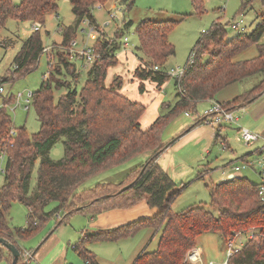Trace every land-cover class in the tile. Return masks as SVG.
<instances>
[{
	"label": "trees",
	"instance_id": "obj_1",
	"mask_svg": "<svg viewBox=\"0 0 264 264\" xmlns=\"http://www.w3.org/2000/svg\"><path fill=\"white\" fill-rule=\"evenodd\" d=\"M108 0H69L76 16L75 24L62 29V45L69 47L76 38L83 20L97 25L93 8L105 5ZM133 5L134 0H121ZM196 13L202 12V0H192ZM249 6L243 1L242 9ZM58 0H0V29L8 19L45 23L46 16L58 11ZM255 29L228 37L227 24L216 20L211 28L202 33L191 53L193 63L186 64L183 76L175 80L179 100L175 105L165 104L166 112L160 114L143 129L141 118L146 106L126 97L119 91L120 78L106 85L108 70L117 63V52L122 47L117 32L112 40L97 41L95 50L100 59L94 61L85 85L81 90L72 87L71 75L76 84L80 73L70 51L60 50L54 56L55 65L49 61V77L33 93L32 105L41 123L38 132L28 134L25 126L18 127V135L10 136L12 118L7 104L15 101L13 94L5 97L8 102L0 107V150L6 151L5 179L0 187V237L12 242L20 250L18 264H29L23 256L22 240L36 234L52 216L64 212L57 223L60 225L76 212L96 216L114 208H131L142 201L157 207L154 217H142L127 224L87 233L74 244V250L88 263L101 264L97 255L88 249V243L118 241L135 235L143 228L162 230L159 244L153 251H143L133 264H187L185 257L189 249L197 246L199 236L206 232L219 233L225 239L235 232L255 233L238 251L227 259V264H264V203L259 193V184L247 176H237L221 183L210 184L211 205L218 215L204 206L191 207L173 212L171 204L183 187H178L171 176L158 164V157L178 138L168 143L162 134L168 123L182 112H197L200 101L214 99L222 89L236 82L255 78L253 86L227 103L235 110L252 104L264 95V13ZM180 20L142 19L137 24L139 44L137 49L147 61L136 69L135 76L142 80L143 92L146 79L162 86L170 75L162 70L169 57L175 54V46L169 40L170 32ZM129 21L125 28L130 26ZM5 40L0 39V45ZM255 46L258 54L235 61V57ZM45 51L40 30L33 31L23 43L14 59L15 66L0 79V86L7 81L24 76L37 68ZM159 66V70H154ZM64 77V78H63ZM65 88L66 93L56 99L55 91ZM183 90V92L181 91ZM206 122L198 117L194 125ZM188 127L182 134L190 131ZM221 126L216 127L215 141L226 140L221 135ZM181 134V135H182ZM64 143V156L53 159L51 149L59 141ZM224 140V141H225ZM151 152L149 159L133 168L119 184L97 183L83 188L86 181L115 168L144 152ZM36 183L31 181L37 162ZM203 177V176H201ZM127 185L130 187L123 189ZM19 201L28 209V223L24 227H13L8 221L12 203ZM56 206L47 210V206ZM37 250L32 251L33 255ZM7 256L12 264L11 252L0 243V259Z\"/></svg>",
	"mask_w": 264,
	"mask_h": 264
},
{
	"label": "rangeland",
	"instance_id": "obj_2",
	"mask_svg": "<svg viewBox=\"0 0 264 264\" xmlns=\"http://www.w3.org/2000/svg\"><path fill=\"white\" fill-rule=\"evenodd\" d=\"M22 0H13L14 4L18 5ZM243 1L248 2L249 6L245 10L242 9ZM202 12L196 13L192 0H134L133 5L122 2L121 0H108L105 5H96L93 8V13L99 28L98 34L89 36L91 25L88 20H83L76 38L77 44L73 46L76 50H81L86 45L96 46L97 41L112 40L117 37V32L124 30L120 41L124 42L125 37L128 38L129 44L117 52V63L112 65L108 70L106 85L110 86L116 78H120L122 84L119 91L126 97L146 106V114L141 121L144 125L148 124L150 116L154 112V107L158 106V116L167 111L164 108L165 104L175 105L179 100V95L175 89V79L170 77L162 86L151 80L146 79L144 83V91H140L142 80L135 76L137 67L145 66L144 60L146 56L137 49L139 38L137 35V24L145 18L154 20H180L176 27L170 32L169 40L175 46V54L169 57L168 61L162 66V70L169 73L172 69L183 68L189 61L190 54L193 50L196 41L202 33L208 31L216 20H220L227 24L228 37H232L239 32L230 27L233 21L243 19L244 25L248 33L252 32L257 23L260 21V15L264 13V0H202ZM59 8L55 13H50L46 16L45 23L42 24L40 33L44 41L45 47L50 48L42 54L37 68L30 73L21 76L14 81H7L3 84L5 92L0 93V107L8 102L5 97L14 94L15 101L7 104V110L12 118V129L16 130L15 138L18 135V127L25 126L28 134H33L39 131L40 121L38 119L35 107L30 104L29 109H26V93L29 91L35 92L40 88L45 77H49V61L55 65L54 56L60 50L70 51V46L62 45V29L69 25L75 24L76 16L72 11V6L69 0H58ZM114 14L115 17H112ZM132 21V24L125 28L127 23ZM34 23L30 21H17L14 18L7 20L5 26L0 29V39L5 40L4 45H0V79L5 77L11 69L14 68V59L23 43L28 36L33 32ZM73 40V41H74ZM264 43V35L261 40ZM258 54L255 46L250 47L235 57V61L251 59ZM80 76L76 84L72 76L67 74L72 82V87L76 86L81 90L85 85L88 77V70L92 63L86 59L76 56L73 57ZM64 78V77H63ZM257 77L245 80L242 84H250L244 86L245 90L253 85ZM23 92L24 98L18 103V93ZM66 93V89L55 91L56 99L61 94ZM210 106L207 100L200 101L197 104V112H190V116H186L182 112L179 116L171 120L162 134V141L168 143L174 138L180 137L169 146L164 152V163L167 162L173 168L174 176L168 171L171 178L175 181L178 187H183L179 196L171 204L173 212H181L196 206H204L211 210L215 216L218 215V209L211 205L210 184L227 179L223 174V167L230 162L232 165L238 164L241 167L240 176H247L253 183L258 184L261 181L258 172L260 169L258 161L260 154L254 153L251 155L250 161L256 162L255 165L250 163L248 167L243 160L237 159L241 157L236 155L241 151H255L261 147V139L251 146H246L241 139L240 132L237 130L238 125L224 122V125H229L223 128L222 132L227 135L225 140L226 145L222 141H213L206 147V140H199L201 134L199 131H190L182 134L190 127L194 120L200 114H203L205 109ZM247 107L237 108L236 114L240 117L239 126L249 128L252 132L261 135L264 129V116L255 119ZM150 111V113H148ZM148 114V115H147ZM157 116V117H158ZM182 125V126H181ZM201 125V124H199ZM178 126L182 127L181 130ZM254 126H257L254 130ZM216 127V126H214ZM252 127V128H250ZM225 129V130H224ZM182 134V135H181ZM209 148V149H208ZM208 149V152L205 150ZM64 143L59 141L51 149L50 155L53 159H60L64 156ZM0 155H3L0 150ZM140 156V155H139ZM135 157L131 160L117 166L114 169H109L92 177L84 183L83 188L95 186L97 183L112 182L119 184L122 182L131 170L136 168L139 163V158L145 162L151 156V152L147 151L141 154L142 157ZM139 157V158H138ZM39 161L33 172L31 186L36 183L37 170ZM166 164V163H165ZM6 156L0 157V166L5 168ZM167 165V164H166ZM254 166V167H253ZM137 167H140L138 165ZM203 176V177H201ZM4 172H0V187L4 183ZM56 202H52L47 206V210H51L56 206ZM65 213L61 212L58 215L49 218L40 228V230L32 237L22 240L20 246L23 252L37 250L35 256L30 259L29 264H58L61 259L65 258L64 253L69 249L70 255L74 256V260H67V264H86V261L77 254L72 244L79 239L77 233L84 227L87 220H91L88 214L76 212L71 214L68 219L58 225ZM8 221L13 227H24L28 223V209L19 202L14 201L7 216ZM156 230L151 227H146L138 231L135 235L120 239L131 242V249L120 247L115 251L104 252L106 260L111 264H120L121 261H126L130 256L138 251L145 239L149 236L148 229ZM160 236L162 230H160ZM143 234V235H142ZM142 235V237H140ZM158 234H155L156 237ZM250 233L241 234L234 240V247H240L248 241ZM157 237L149 244L148 249L153 250L157 247ZM104 242V241H102ZM108 242V241H105ZM124 242V241H123ZM93 244L99 242H92ZM197 246L204 251V258L212 260L216 264H221L227 259V243L226 239L216 232H206L199 236ZM121 252L123 255H121ZM97 254V253H96ZM122 256V257H120ZM134 257V256H133ZM25 259V258H24ZM131 259V258H130ZM26 260V259H25ZM0 264H10L7 256L0 259Z\"/></svg>",
	"mask_w": 264,
	"mask_h": 264
},
{
	"label": "crops",
	"instance_id": "obj_3",
	"mask_svg": "<svg viewBox=\"0 0 264 264\" xmlns=\"http://www.w3.org/2000/svg\"><path fill=\"white\" fill-rule=\"evenodd\" d=\"M253 83H254V81H253ZM247 85H250V84H242V82H236V83H233V84L229 85L228 87L222 89L221 91H219L216 94V96L214 97V99L207 100V102H209V104H210V106H208V108L211 107L213 101L221 102V103H227V102L231 101L235 97H237L240 94H242L244 91L248 90V89L245 90V88H244V86H247ZM245 107H247L246 110L249 111V113L252 114V116L255 119L262 118L264 116V95H262L259 99H257L252 104L247 105ZM239 108H244V107H239ZM153 109H154V112H153V114L150 116V118L148 120L149 123L146 124V125H144L143 122L141 121V124H142V128L143 129H145L148 126H150L157 119V116H158L157 115L158 114V106L156 105ZM207 109H205V110H207ZM146 112H147V110H146ZM146 112L144 113V115L142 117L145 116ZM148 113H150V111ZM195 121L196 120H194V123L191 126H193V129H194L193 131H199V134H201L199 140H202V141L206 140V147L210 144L211 141H213V143H214L215 142L216 127L214 128L213 126H211V125H209L207 123H201V125H199V124L198 125H194L195 124ZM239 122H240V119H239ZM228 126L229 125H222L221 126L222 127V129H221V135L223 137H225L226 140H228L227 139V135L224 132H222V130H223V128H227ZM240 126L238 125V128H237V130L239 132H240V128H241ZM256 127L257 126H254V128H252V127H250V128H252L254 130ZM178 128L181 130L182 127L178 126ZM248 128H249V126H248ZM240 135H241V133H240ZM260 136H262L261 142H262V144H264V129L262 130ZM224 140L222 142H223V144L226 145V143H224L226 141H224ZM259 141H260V139L257 142H259ZM251 145H253V144H251ZM251 145H246V146H251ZM262 147H263V145L261 147H258L255 151H248V150L241 151V153H237L236 154V155H239L240 156L243 153L241 155V157H237V159L243 160L245 163L247 162V163H251L252 165H255L256 162L250 161L251 155L254 154V153H257V154H260V156L262 157V152L260 150ZM208 149H205V150L208 152ZM139 157H142V156L140 155ZM139 160L140 161H139L138 165H141V164H143V163L146 162V160L144 162V160L142 158H139ZM163 161H165V159H164V155L162 153L158 157V159H157L158 164L166 172L168 171L172 176H174L173 174H174V171L175 170H173V168L170 167V165H168L167 162H165L167 164L166 165ZM232 162L233 161L231 160L230 162H228L227 164H225V166L223 167V170H222L223 171V174L226 176L227 179L221 180V181L216 182V183L225 182V181H227L229 179H232V177L234 175H239V173H237V172H240V171H236L235 170V166H237L238 164L232 165ZM112 169H114V168H112ZM260 172H261V170H259V172H258L259 177H261ZM158 212H159V209L157 207H151V206H149V204L146 201H142V202L138 203L137 205H135V206H133L131 208H126V209L125 208H114V209H110V210H107V211H103V212L99 213L98 215H96L94 217L90 216V219L91 220H89V221L87 220V223L80 230V232L77 233V236H79V239H81L86 233H89V232H97L99 230H105V229H109V228L121 226V225L127 224L129 222H132V221L137 220V219L142 218V217H154V216H156L158 214ZM160 232L161 231H156V233H155V231H153V230H151L149 228L148 229V235H147L149 237H147L145 239L144 243L138 249V251L136 252V254L133 253L130 256L131 259L128 258L126 261H123V262L121 261L120 264H133V262L136 259V257L140 253H142L143 251H153V250H155L157 247L154 248L153 250H149L148 249V246H149V244H151L152 240L154 241V239L156 237L158 239L157 240V242H158L157 243V246H158L159 240H160ZM155 234H158V235L156 237H154ZM142 235L140 237H142ZM76 242H74L72 244V247L74 246V244ZM130 243L131 242H128V240H121L119 242H115V241H108V242H105L104 241V242H101L100 241L99 243H96V244L88 243L87 247H88V249H90L95 254L97 253L96 254L97 255V259H98V261L101 264H111L108 261V259L106 260V257L104 256V252L107 253L109 251H115V250L118 251V249L120 250V247L127 248V249H131V247H130L131 244ZM73 249H74V247H73ZM29 252L31 253V258H33L35 256V254L33 255V253H32L31 250ZM64 253L66 254L65 258H63V260L61 259V262H59L58 264H67L66 263L67 260L73 261L75 259L73 255H70L68 248L66 249V251ZM121 255H123L122 252H121ZM120 257H122V256H120ZM29 261L26 260V262H28V263H29ZM86 264H88V263L86 262Z\"/></svg>",
	"mask_w": 264,
	"mask_h": 264
},
{
	"label": "built area",
	"instance_id": "obj_4",
	"mask_svg": "<svg viewBox=\"0 0 264 264\" xmlns=\"http://www.w3.org/2000/svg\"><path fill=\"white\" fill-rule=\"evenodd\" d=\"M112 17H115L114 14H111ZM90 25V24H89ZM42 27V23L40 22H35L34 26H33V31H38L40 30ZM230 27L237 30L239 33H244L247 31L246 26L244 25L243 19L239 20V21H233L230 23ZM98 29V28H97ZM97 29L95 27V25H91V30L89 32V36H91L92 34H98ZM124 42H122V46L125 47L129 44V40L127 37H125L123 39ZM77 44V41L74 40L72 41L71 45H70V52L72 54L73 57L76 56H80L84 59H86L89 63H93L94 61L99 60L100 54L96 52L95 47L92 45H86L84 46V48H82L81 50H76L73 46H75ZM50 48L45 47V51H48ZM195 60V52L190 54V58L188 63H193ZM160 67L159 66H155L154 70H159ZM186 70V66L183 68H177V69H172L168 74L173 77L175 80L180 79L184 72ZM46 78V77H45ZM183 92V90H181ZM5 89L4 86H0V93H4ZM14 95V94H13ZM18 103L21 101L22 98H24V93L23 92H19L18 93ZM15 97V95H14ZM26 109H29L30 104L32 103V98H33V92L29 91L28 93H26ZM237 109L235 110H230L228 109L223 103L221 102H216L213 101L212 105L210 108H208L207 110H205L203 112V114H200L198 117H206V122L207 124L211 125V126H222L224 125V122H230L231 124H236L239 125V119L240 117L235 113ZM185 114L187 116H190V112H185ZM240 133H241V139H243V141L245 142L246 145H251L254 144L255 142H257L259 139L262 138V136H260V134L252 132L250 129L240 126ZM215 128V127H214ZM16 135V130L12 129L10 136L13 138V136ZM262 152V157L259 159L258 164L259 167L261 169L260 175H261V181L259 183V193H260V197L261 200L264 203V145L263 147L260 149ZM3 155H0L1 158H4V155L6 156V151L5 149L1 150ZM246 165L249 167L250 163L246 162ZM235 170L236 171H240L241 167L240 166H235ZM5 168H2L0 166V172H4ZM241 234H245L242 232H235L233 233L232 237H229L228 239H226V243H227V259L233 255L236 251H238L243 245H241L240 247H234L235 243L234 240L240 236ZM247 234V233H246ZM255 233H250L249 235V239L254 237ZM248 239V240H249ZM204 251L201 247L199 246H195L191 249L188 250L186 257H185V262L187 264H216L214 261L209 260L207 261L204 258ZM23 256L24 258L29 261V259L31 258V253L29 252H23ZM227 259L226 261L222 262L221 264H227Z\"/></svg>",
	"mask_w": 264,
	"mask_h": 264
},
{
	"label": "water",
	"instance_id": "obj_5",
	"mask_svg": "<svg viewBox=\"0 0 264 264\" xmlns=\"http://www.w3.org/2000/svg\"><path fill=\"white\" fill-rule=\"evenodd\" d=\"M237 176L240 175H234L232 178H235ZM130 187V185H127L126 187H124L123 189H126ZM95 232H89L87 233L88 235H92ZM0 243H2L12 254L13 257V261L12 264H18V260L20 258L21 252L20 250L16 247V245H14L12 242H10L8 239L4 238V237H0ZM31 259V258H30ZM29 259V260H30Z\"/></svg>",
	"mask_w": 264,
	"mask_h": 264
}]
</instances>
